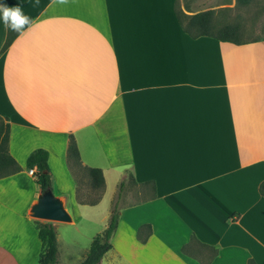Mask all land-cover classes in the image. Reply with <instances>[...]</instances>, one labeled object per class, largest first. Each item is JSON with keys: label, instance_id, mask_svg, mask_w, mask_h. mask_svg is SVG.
Segmentation results:
<instances>
[{"label": "crops", "instance_id": "0c3cea01", "mask_svg": "<svg viewBox=\"0 0 264 264\" xmlns=\"http://www.w3.org/2000/svg\"><path fill=\"white\" fill-rule=\"evenodd\" d=\"M6 3L31 22L8 31L0 12V117L21 167L0 179V264H35L41 252L29 215L41 191L25 166L36 148L77 223L100 232L116 203L100 264H264V38H193L177 0ZM71 138L81 163L102 171L95 205L77 202Z\"/></svg>", "mask_w": 264, "mask_h": 264}, {"label": "trees", "instance_id": "16d2710c", "mask_svg": "<svg viewBox=\"0 0 264 264\" xmlns=\"http://www.w3.org/2000/svg\"><path fill=\"white\" fill-rule=\"evenodd\" d=\"M256 0H235L239 7L252 5ZM0 4H7L6 0H0ZM177 19L183 30L191 37L210 36L222 41H230L236 44L245 43L248 40L242 38V27L239 23H219L216 21L215 12L212 9L199 11L188 15L182 11L177 12ZM9 31V29H8ZM10 34H7L2 50L6 48L10 41ZM263 38H255V41ZM9 124L0 117V179L18 172L21 167L14 157L9 153ZM67 160L73 170L77 173L76 199L80 204H97L104 192V178L101 169L84 166L79 158V152L73 138L70 139L67 148ZM27 169H33L35 181L44 191L52 188V178L48 165V152L43 148H36L30 152L25 161ZM131 177V173H129ZM86 179V182H83ZM126 181H120L119 192ZM259 192L264 195V181L259 184ZM38 237L41 241V252L35 264H58V242L55 228L50 221L33 219ZM118 225V208L116 203L112 207L106 227L96 234L89 245V248L78 264H100L104 254L111 249V238ZM146 230V236L151 233L149 224L142 225L137 232V237L141 241L145 238L141 233ZM248 264H255L249 260Z\"/></svg>", "mask_w": 264, "mask_h": 264}, {"label": "rangeland", "instance_id": "374dc122", "mask_svg": "<svg viewBox=\"0 0 264 264\" xmlns=\"http://www.w3.org/2000/svg\"><path fill=\"white\" fill-rule=\"evenodd\" d=\"M223 4L224 6L220 7ZM187 9L193 13L212 9L217 22L239 23L242 27L243 40L264 38V0H256L247 7L237 6L235 0H177V12H184ZM77 177L79 179L78 175ZM83 182H86V179H83ZM107 191L106 199L110 193L109 189ZM127 201L134 202L135 198L131 196ZM70 210L73 223L52 222L59 245L58 264H78L85 256L92 238L102 231L97 233V228L102 223H96L95 220L92 223L90 221L77 223L76 213ZM103 264H107L106 258ZM119 264L123 263L119 262Z\"/></svg>", "mask_w": 264, "mask_h": 264}, {"label": "water", "instance_id": "95a60500", "mask_svg": "<svg viewBox=\"0 0 264 264\" xmlns=\"http://www.w3.org/2000/svg\"><path fill=\"white\" fill-rule=\"evenodd\" d=\"M29 215L38 220L50 222H71V215L66 210L63 200L53 190L41 191L30 206Z\"/></svg>", "mask_w": 264, "mask_h": 264}, {"label": "clouds", "instance_id": "9594fccd", "mask_svg": "<svg viewBox=\"0 0 264 264\" xmlns=\"http://www.w3.org/2000/svg\"><path fill=\"white\" fill-rule=\"evenodd\" d=\"M60 4H67L68 0H57ZM0 12H2L3 23L6 28L19 32L25 25L29 24L30 18L23 13L20 6H8L0 4Z\"/></svg>", "mask_w": 264, "mask_h": 264}, {"label": "built area", "instance_id": "2783aa9c", "mask_svg": "<svg viewBox=\"0 0 264 264\" xmlns=\"http://www.w3.org/2000/svg\"><path fill=\"white\" fill-rule=\"evenodd\" d=\"M29 172L32 174L33 173V170L31 169Z\"/></svg>", "mask_w": 264, "mask_h": 264}]
</instances>
